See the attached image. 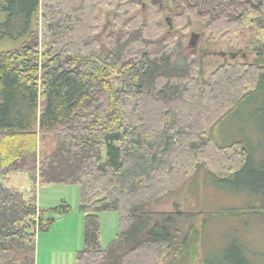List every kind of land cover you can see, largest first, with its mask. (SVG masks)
Listing matches in <instances>:
<instances>
[{
    "label": "trees",
    "instance_id": "16d2710c",
    "mask_svg": "<svg viewBox=\"0 0 264 264\" xmlns=\"http://www.w3.org/2000/svg\"><path fill=\"white\" fill-rule=\"evenodd\" d=\"M162 1L0 0V40L18 43L0 51V264H36L48 214L72 210L44 211L4 184L21 172L35 186L80 187L76 264H199L198 222L183 227L190 216L153 202L200 168L229 181L249 167L244 141L220 142L215 126L264 87V0ZM102 9L114 27L105 36ZM197 30L233 45L249 31L244 50L256 60L225 61L208 76L200 52L179 63V44ZM48 132L57 142L40 156ZM106 211L118 212L120 229L107 249ZM224 255L218 264H250L239 248Z\"/></svg>",
    "mask_w": 264,
    "mask_h": 264
},
{
    "label": "rangeland",
    "instance_id": "374dc122",
    "mask_svg": "<svg viewBox=\"0 0 264 264\" xmlns=\"http://www.w3.org/2000/svg\"><path fill=\"white\" fill-rule=\"evenodd\" d=\"M2 17L5 18L6 14L2 13ZM108 20L107 10L102 9V36L114 31V27L112 29L107 24ZM199 33L194 47L189 46V41L179 44V63H184L191 51L200 52L208 76L225 61L252 63L256 60L255 53L244 50L251 37L249 31L240 33L237 45L228 38L209 43L205 33ZM17 44L8 38L0 40V51ZM215 133L222 143L244 141L250 152L249 167L229 181L215 179L205 168H200L175 192L153 202V210L172 213L177 206L190 216L185 218L186 222H181L183 227L188 221L198 222L199 264H218L224 254L235 247L250 264H264V87L219 121ZM40 135L38 153L43 156L53 151L57 138L49 132ZM4 184L23 192L26 197L35 195L39 209L44 211L64 202L70 205L72 210L67 214H48L55 221L38 232L36 264H76V255L84 246L85 212L80 208V187L72 184L35 186L29 175L23 172L5 178ZM99 215L101 245L107 249L120 230L119 214L106 211Z\"/></svg>",
    "mask_w": 264,
    "mask_h": 264
},
{
    "label": "flooded vegetation",
    "instance_id": "af4514ba",
    "mask_svg": "<svg viewBox=\"0 0 264 264\" xmlns=\"http://www.w3.org/2000/svg\"><path fill=\"white\" fill-rule=\"evenodd\" d=\"M143 1H145V0H143ZM158 2H160L161 4L163 3V1L162 0H157ZM193 33H197L196 31H193L192 33H191V36H190V39H189V46L190 47H194V45H195V42H196V40H197V38L199 37V35L198 36H196V40L194 39L193 41H191V39H192V34ZM200 34V33H199Z\"/></svg>",
    "mask_w": 264,
    "mask_h": 264
},
{
    "label": "water",
    "instance_id": "95a60500",
    "mask_svg": "<svg viewBox=\"0 0 264 264\" xmlns=\"http://www.w3.org/2000/svg\"><path fill=\"white\" fill-rule=\"evenodd\" d=\"M141 1H143V0H141ZM196 36H198V33H193L191 41H193L194 39L196 40Z\"/></svg>",
    "mask_w": 264,
    "mask_h": 264
},
{
    "label": "crops",
    "instance_id": "0c3cea01",
    "mask_svg": "<svg viewBox=\"0 0 264 264\" xmlns=\"http://www.w3.org/2000/svg\"><path fill=\"white\" fill-rule=\"evenodd\" d=\"M28 190H30V188H28ZM37 258V257H36ZM37 260V259H36Z\"/></svg>",
    "mask_w": 264,
    "mask_h": 264
}]
</instances>
